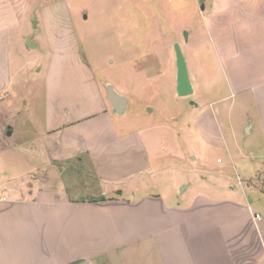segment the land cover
I'll list each match as a JSON object with an SVG mask.
<instances>
[{"label":"crops","instance_id":"crops-1","mask_svg":"<svg viewBox=\"0 0 264 264\" xmlns=\"http://www.w3.org/2000/svg\"><path fill=\"white\" fill-rule=\"evenodd\" d=\"M199 4L190 32L198 60L194 77L188 67L193 94L199 76L207 73L212 83L216 71L222 83L212 93L217 87L219 101L232 105L227 126L222 111L194 101L193 129L224 150L235 175L224 169L198 177V188L185 185L169 203L168 193L148 182L164 168L140 132L117 130L118 115L98 82L79 85L72 103L53 92L45 130L0 152V264H264V164L250 175L238 172L226 140L235 103L250 119L243 120L250 139L242 154L264 160V0ZM80 176L87 178L82 187L99 184L100 195L79 196Z\"/></svg>","mask_w":264,"mask_h":264},{"label":"rangeland","instance_id":"rangeland-1","mask_svg":"<svg viewBox=\"0 0 264 264\" xmlns=\"http://www.w3.org/2000/svg\"><path fill=\"white\" fill-rule=\"evenodd\" d=\"M200 1L0 0V17L7 23L3 28L7 42L0 38V152L45 130L53 92L54 98L72 103L79 96V85L98 82L104 101L107 84L129 100L125 116H113L116 128L141 133L153 162L164 168L148 182L155 183L160 193L166 191L169 203L176 193L181 196L185 185L191 184V191L198 188L193 186L198 177L218 175L224 169L235 175L224 150L209 146L193 129L199 108L192 101L222 111L221 119L229 126L232 104L219 101L217 87L212 93L211 86L222 83L220 74L212 72V83L207 73L200 75L202 84L190 97H179L176 91L175 44H180L192 77V64H198L191 55L190 32L200 19ZM29 37L36 47L27 45ZM230 118L226 140L234 151V165L243 175L253 174L264 160L254 163L242 154L250 139L243 120L250 119L235 103ZM12 128L15 135H9ZM1 163H11V157ZM85 173L95 179L93 171ZM87 178L79 177L82 198L98 192L99 184L82 187ZM119 188L109 197H117Z\"/></svg>","mask_w":264,"mask_h":264},{"label":"water","instance_id":"water-1","mask_svg":"<svg viewBox=\"0 0 264 264\" xmlns=\"http://www.w3.org/2000/svg\"><path fill=\"white\" fill-rule=\"evenodd\" d=\"M204 1L205 0H201L202 9H205ZM27 45H29V47L32 48L36 47V45L32 42L31 37L27 39ZM175 53H176L175 81H176L177 95L179 97H190L191 95H193L194 89L190 79L187 61L179 43L175 44ZM106 96H107V100L109 101L113 109V112L118 116H122L127 109L128 99L122 94H120L112 84L106 85ZM191 104L195 105L196 103L192 101ZM11 134L12 133L9 132V135Z\"/></svg>","mask_w":264,"mask_h":264},{"label":"trees","instance_id":"trees-1","mask_svg":"<svg viewBox=\"0 0 264 264\" xmlns=\"http://www.w3.org/2000/svg\"><path fill=\"white\" fill-rule=\"evenodd\" d=\"M106 199L104 197L100 198V201H105ZM98 201V200H95Z\"/></svg>","mask_w":264,"mask_h":264}]
</instances>
